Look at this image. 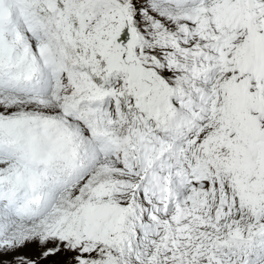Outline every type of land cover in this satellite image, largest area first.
<instances>
[{
  "label": "snow or ice",
  "instance_id": "snow-or-ice-1",
  "mask_svg": "<svg viewBox=\"0 0 264 264\" xmlns=\"http://www.w3.org/2000/svg\"><path fill=\"white\" fill-rule=\"evenodd\" d=\"M0 264H264V0H0Z\"/></svg>",
  "mask_w": 264,
  "mask_h": 264
},
{
  "label": "rangeland",
  "instance_id": "rangeland-1",
  "mask_svg": "<svg viewBox=\"0 0 264 264\" xmlns=\"http://www.w3.org/2000/svg\"><path fill=\"white\" fill-rule=\"evenodd\" d=\"M23 251H24V254H26V255H31L32 254V250H30V249H25Z\"/></svg>",
  "mask_w": 264,
  "mask_h": 264
}]
</instances>
